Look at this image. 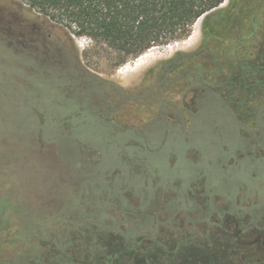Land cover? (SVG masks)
Here are the masks:
<instances>
[{"label":"rangeland","instance_id":"374dc122","mask_svg":"<svg viewBox=\"0 0 264 264\" xmlns=\"http://www.w3.org/2000/svg\"><path fill=\"white\" fill-rule=\"evenodd\" d=\"M25 8L28 6L20 0H0V198H9L4 211L5 205L0 203V264H151L149 254L152 256L167 246V242H163L164 236L160 237L161 246L156 250L145 249V254L143 251L135 254L121 237L95 228L87 229L84 217H78L79 211L90 210L100 197L104 203L108 202L109 195L100 193L108 191L109 183L128 187L129 169L118 158L115 143L123 145L124 141L132 140L135 137L133 132H114L113 127L89 122L87 117L79 119L77 112L67 115H73L84 124L76 131L78 137L104 152L96 167L99 179L81 187L74 179L80 169L74 167L76 150L73 142H63L69 149L71 162L66 158L62 145H50L42 150V146L34 145L27 138L31 129L25 118L30 110L41 104L49 109L46 115L57 124L60 115L69 113V109H58L50 103L53 101L61 106L71 92L75 94L70 96V103L75 102L78 92H82L79 86L67 85L64 81L70 75L69 70L74 74L66 65L70 56L76 54L88 73L116 83L125 90L136 89L148 80L157 63L169 59L175 52L189 51L199 45L201 21L195 24L188 40L154 48L159 54L156 59L134 68L138 58L117 69L108 66V58L112 55L100 52L88 38L68 35L60 26L48 23L42 17L34 19ZM253 22L257 29L259 19L255 18ZM262 54L264 58V48ZM240 83L244 85V82ZM254 88L261 90L264 86L255 83ZM246 97L238 93L235 98H238L235 103L240 109L242 123L247 128L241 132L243 137L251 135L248 129H254L251 111L245 106ZM103 98L99 100L91 96L90 106L94 115ZM105 100L112 105V98L106 97ZM116 102H122L121 98ZM121 106V103H116L111 112ZM189 109L194 117L186 115L187 125L183 129L186 135L176 126L156 125L146 130L144 136L151 150L144 152V157L147 167L153 172L149 178L164 184L176 180L177 184L187 185L196 177V168L193 167L201 166L218 192H204L201 179L182 192V201L177 203L180 209L178 220L173 227L181 226L186 231L184 234L175 233L176 237L168 245L170 252H163L157 264H169L164 262L167 255L171 258L170 264H183L184 260L176 255L177 249L190 263L212 260L218 264H264V241L258 246L254 244L264 230V210L250 209L253 206L261 208L258 207L260 203L264 207V191L260 190V184L264 183V162L257 160L251 167L242 163V168L237 169L236 161L240 155L255 154L256 148H247V144L238 138L231 114L218 104L201 99L191 101ZM114 114L122 124L141 128L146 122L138 108H125ZM169 119L175 124L172 117ZM110 137H114V141L109 142ZM236 148H239L236 159L227 160L228 151ZM220 160L224 164L222 169L218 167ZM237 182L240 186L248 184V200L241 201L238 192L230 194L236 190ZM254 185L260 187L250 193ZM169 187L173 191H167L163 196L159 192V195L167 202H175L180 186L170 184ZM129 188L130 192L138 194L139 189ZM113 202L121 205L119 199ZM154 210L160 213L162 220L167 216L162 201L157 202ZM55 234L67 238L63 246L72 245L71 249L64 251L69 256L68 261H61L60 256L42 242ZM104 236L106 238H102Z\"/></svg>","mask_w":264,"mask_h":264},{"label":"trees","instance_id":"16d2710c","mask_svg":"<svg viewBox=\"0 0 264 264\" xmlns=\"http://www.w3.org/2000/svg\"><path fill=\"white\" fill-rule=\"evenodd\" d=\"M20 1L28 6V9H25L30 17L34 19L42 17L46 22L60 26L68 35L88 38L100 52H109L112 56L108 58V66L117 69L134 62L148 50L188 40L195 24L201 21L199 45L189 51L175 52L169 59L157 63L151 70L148 80L136 89L125 90L116 83L88 73L76 54L70 56V61L67 59L66 65L72 68L74 74L69 70L70 75L64 81L67 85L79 86L82 92H78L75 102L70 103V96L75 94L71 92L68 94L69 97L62 101L61 106L53 101L50 103L52 107L58 109L59 107L69 109V113L60 115L57 124L46 115L49 109L41 104L30 110L25 118V123L31 129L27 138L34 145L42 146V150L50 145H62L66 158L71 162L69 149L63 142L65 140L73 142L76 150L74 167L80 169L79 175L74 179L81 187L83 184L95 183L99 179L96 167L103 158L104 152L101 148L93 147L81 136L78 137L76 131L84 124L73 115L71 117L67 115L77 112L79 119L84 120L87 117L86 120L89 122L96 121L113 127L114 132H133L135 137H132V140L124 141L123 145L115 143L118 158L129 169L128 187L109 183L108 191L100 193L109 195L108 202L104 203L103 198L100 197L94 206L91 205L90 210L79 211L81 214L78 217H84L83 221L87 229L95 228L99 232L121 237L126 247L135 254L139 251L144 252L145 249L156 250L161 246L160 237L164 236L163 242H167V246L161 247L154 255L149 254L148 257L151 264H157L161 261L160 255L163 252H170L168 245L176 237L175 233L184 234L186 231L181 226L176 229L173 227V223L178 220L180 209L177 203L182 201V192L200 179L204 181V192L218 191L210 183L204 167L201 166L193 167L196 168V177L187 185L181 182L177 184L174 182L176 180L167 184L158 179L152 181L149 175L153 172L147 167L144 157V152L151 150L144 136L147 129L156 125H168L176 126L183 132L187 125L186 115L194 117L189 109L191 101L201 99L216 103L231 114L238 138L247 144V148H256L255 154L242 153L235 167L242 168V163H247L251 167L257 160L264 162V88L261 90L254 88L255 83L264 86L262 54L264 0ZM224 4L226 5L222 7ZM255 18L260 21L257 29L253 22ZM240 82H244V85L241 86ZM224 88L226 90H223ZM238 93L240 96L247 95L245 106L251 111L254 125L253 130L248 129L251 132L250 136L243 137L241 134L247 128L242 123L243 119L238 112L240 109L235 103ZM91 96H96L99 100L102 97L112 98L113 103L111 105L103 98L97 114L94 115L90 106ZM117 98H121L122 102H116ZM116 103H121L122 106L112 113V107ZM132 107L140 109L146 121L141 128L120 123L114 114ZM169 117H172L175 124L171 123ZM183 134L186 135L184 132ZM113 138L110 137L108 141H114ZM261 149L262 152L259 153ZM57 152L60 153L61 150ZM238 152L239 148L230 149L226 159H236L235 154ZM68 160L66 161L69 163ZM174 160L176 161L175 158ZM218 167L221 169L224 167L222 160L218 161ZM82 171L83 176H81ZM170 184L180 186L179 196L175 202L174 200L167 202L165 197L159 195V192L163 196L167 191H173L169 187ZM260 186L254 185L250 193L256 192L259 187L264 191L263 182ZM129 187L139 189L138 194L130 192ZM248 189L247 183L240 186L237 182L236 190L230 194L238 192L241 194V201L248 200L250 197L247 193ZM115 199L121 201L120 206L113 202ZM160 201L163 202L167 214L163 220L160 213L154 210L157 202ZM0 203L5 205L4 211L9 205V198H0ZM262 205L260 203L259 206ZM185 219L187 221V216ZM96 223L100 224L95 226ZM66 239L64 235L55 234L53 238L42 242L50 251L51 249L55 251L61 261L64 259L68 261L69 256L65 255L64 251L71 249L72 245L63 246V242H67ZM143 247L147 248L143 249ZM180 251L177 249L176 255L184 260L183 264H218L212 260L190 263ZM166 261L171 263L168 255L164 262Z\"/></svg>","mask_w":264,"mask_h":264},{"label":"bare ground","instance_id":"6f19581e","mask_svg":"<svg viewBox=\"0 0 264 264\" xmlns=\"http://www.w3.org/2000/svg\"><path fill=\"white\" fill-rule=\"evenodd\" d=\"M157 56H159V54L154 49L148 50L145 54H143L141 57H139V59L134 64V68H138L139 66H142V65L156 59Z\"/></svg>","mask_w":264,"mask_h":264},{"label":"flooded vegetation","instance_id":"af4514ba","mask_svg":"<svg viewBox=\"0 0 264 264\" xmlns=\"http://www.w3.org/2000/svg\"><path fill=\"white\" fill-rule=\"evenodd\" d=\"M258 207H261V208H256V206H253V207H251L250 209L255 208L256 211H257V210H264V207H262V206H258ZM263 232H264V230H261V234L257 236V239H256L255 242H254V244H255L256 246H258V244H261V243L263 244V241H264V238L262 237V236L264 235Z\"/></svg>","mask_w":264,"mask_h":264},{"label":"water","instance_id":"95a60500","mask_svg":"<svg viewBox=\"0 0 264 264\" xmlns=\"http://www.w3.org/2000/svg\"><path fill=\"white\" fill-rule=\"evenodd\" d=\"M198 22H199V21H198ZM198 22H197V23H198Z\"/></svg>","mask_w":264,"mask_h":264}]
</instances>
